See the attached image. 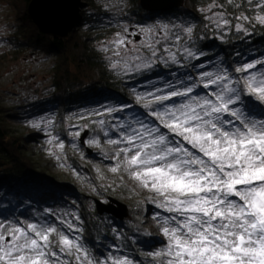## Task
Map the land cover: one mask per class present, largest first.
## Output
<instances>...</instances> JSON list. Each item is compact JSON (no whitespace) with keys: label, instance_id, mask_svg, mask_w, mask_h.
I'll return each mask as SVG.
<instances>
[{"label":"snow or ice","instance_id":"snow-or-ice-1","mask_svg":"<svg viewBox=\"0 0 264 264\" xmlns=\"http://www.w3.org/2000/svg\"><path fill=\"white\" fill-rule=\"evenodd\" d=\"M226 3L232 10L220 0L199 9L216 39H243L264 29V0ZM204 38L187 19L169 20L124 28L101 46L117 75L169 69L168 78L158 74L163 82L151 88L136 91L133 85L139 109L122 102L96 113L112 117L98 121L106 143L116 146L110 170L127 172L153 193L160 210L153 218L165 238L162 250L151 254L159 264H264V52L209 56L217 45L199 46ZM48 135L53 145L58 137ZM86 143L100 146L95 138ZM45 212L68 234L47 219L24 226L0 217V264H133L127 255L112 254L116 246L93 257L72 235L81 228Z\"/></svg>","mask_w":264,"mask_h":264},{"label":"rangeland","instance_id":"rangeland-1","mask_svg":"<svg viewBox=\"0 0 264 264\" xmlns=\"http://www.w3.org/2000/svg\"><path fill=\"white\" fill-rule=\"evenodd\" d=\"M89 2L111 14L112 23L108 27L115 28L109 37L99 42V49L103 44L111 41L115 33L122 32L124 28L131 29L139 26L125 21L131 17L130 0H89ZM25 9V0H0V108L4 114L16 113V118L8 119L9 124L17 135L27 139L26 150L38 169L52 175L59 183L56 186L58 193L52 189H45L42 196L35 195L33 200L24 197L23 203L17 205L15 210L17 212L20 207H23V212L11 215L0 214V217L7 216L9 222L20 221L24 226L29 222L47 219L55 224L58 231L68 234L64 225L56 222L54 216H49L45 212L48 209L56 216L71 221L82 229L80 233H72V235H79L80 242L87 248L90 255L96 258H99L101 253L108 255L109 249L113 246H105L102 252H98L86 241L84 234L90 221L98 216L97 219L110 229V232L115 231L121 223H123L121 227L124 228V222L128 221V224H133L134 228L138 227L139 233L146 238L145 246H141L143 250L137 252H123L116 246L112 254L127 255L133 260V264H159V261L152 259L151 254L162 250L165 238L160 232V224L153 218V214L160 211L151 202L153 193L140 188L127 172L114 173L110 170L115 163L112 156L116 146L106 143V138L100 131L101 125L98 123L104 120V117L96 113L111 107L95 105L88 110L70 108L64 112L53 108L38 112L34 116L30 114L32 105L37 101H44L45 96L53 91L54 70L58 60L54 52L47 53L29 46L17 48L13 43L11 37L17 35L16 31L24 24L22 20ZM169 20L178 23L184 18L173 15L163 16L144 25L167 23ZM188 21L195 25V29L197 28L191 19ZM212 34L216 36L214 31ZM19 37H21L20 33ZM14 39L17 41L15 37ZM101 54L105 57V54L102 52ZM164 78H168L166 74ZM156 84L158 82L136 91H143ZM131 95L134 98L133 92ZM49 120L52 121L50 125L46 123ZM31 122L43 123L40 129H36L30 126ZM78 129L80 136H73L72 133ZM49 132L52 136L58 137L53 145L48 143ZM93 138L100 141L99 147L86 143ZM81 139H84L83 144ZM59 142L64 143L63 150L54 147V144ZM50 151L56 154L52 155ZM2 169L0 167V171ZM112 198L128 206L129 216L126 219L119 220L112 215L98 213L97 201L112 204ZM162 214L167 215V213ZM73 216H78L79 221L73 220ZM50 239L55 241L57 237L54 234Z\"/></svg>","mask_w":264,"mask_h":264},{"label":"trees","instance_id":"trees-1","mask_svg":"<svg viewBox=\"0 0 264 264\" xmlns=\"http://www.w3.org/2000/svg\"><path fill=\"white\" fill-rule=\"evenodd\" d=\"M31 1L25 0L26 9L22 20L24 24L16 31L17 35H14L17 41L11 37L13 43L17 48L29 46L47 53L54 52L58 60L54 70L53 91L45 96L44 101L40 100L32 105L30 111L32 116L53 108H58L60 112L68 111L70 108L88 110L95 105L112 108L122 102L132 104L134 108L139 109L131 95L133 85L137 86L136 90H140L154 82L158 84L163 82L159 81L157 76L164 74V78L169 71L168 68L157 67L137 74L134 78L117 75L110 70L98 44L109 37L115 28L108 27L112 23L111 14L100 6L90 4L89 0L84 2L75 31L66 39H54L41 33L29 18L27 11ZM130 1L131 17L125 21L132 25H144L170 15L191 19L197 26L196 32L205 37L198 41V45L203 46L213 42L217 45L208 53L209 56L221 53L222 59H228L235 51L248 54L264 52V29L262 28L258 27L252 36L243 39L238 38L240 34H229L224 41L216 39L212 31L205 29L199 9L203 8L209 0H186L182 8L167 12H147L140 6V0ZM220 2H224L225 8L232 10V6L228 5L226 0H220ZM19 33L21 37L18 38ZM171 70L174 71L175 67L173 66ZM3 112L0 108V167L3 168L0 171V214L11 215L23 212V207H20L17 212L15 210L17 205L23 203L24 197L33 200L35 195L42 196L45 189H52L58 193L56 186L59 183L52 175L38 169L26 150L27 139L17 135L9 124L8 119L16 118V113L4 114ZM115 115H121V113ZM102 117L107 122L112 121V117L107 114ZM97 217L86 227L84 238L98 252H102L105 246H117L123 252L143 250L141 246H145L146 238L139 233L138 227L134 228V225L128 224L127 221L124 222V228L121 227L123 224L121 223L115 231L110 232V229L105 227Z\"/></svg>","mask_w":264,"mask_h":264},{"label":"water","instance_id":"water-1","mask_svg":"<svg viewBox=\"0 0 264 264\" xmlns=\"http://www.w3.org/2000/svg\"><path fill=\"white\" fill-rule=\"evenodd\" d=\"M186 0H140V6L147 12H167L180 9ZM83 0H32L28 5V15L39 31L54 39H66L75 31ZM84 139H81L82 144ZM112 204L97 201L100 215L109 214L124 220L129 216L127 205L111 199Z\"/></svg>","mask_w":264,"mask_h":264}]
</instances>
